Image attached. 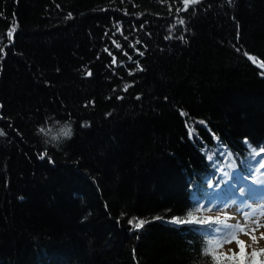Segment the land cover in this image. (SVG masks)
<instances>
[{"label": "trees", "instance_id": "obj_1", "mask_svg": "<svg viewBox=\"0 0 264 264\" xmlns=\"http://www.w3.org/2000/svg\"><path fill=\"white\" fill-rule=\"evenodd\" d=\"M183 8L0 0V264H212L171 221L264 175V0Z\"/></svg>", "mask_w": 264, "mask_h": 264}, {"label": "snow or ice", "instance_id": "obj_2", "mask_svg": "<svg viewBox=\"0 0 264 264\" xmlns=\"http://www.w3.org/2000/svg\"><path fill=\"white\" fill-rule=\"evenodd\" d=\"M200 0H184V8L183 10H187L190 4L195 5L198 4ZM71 14H69V18ZM180 24H184V20H180ZM15 29L13 28L11 32H8V37H11ZM180 40H184V36L178 37ZM249 60H251L254 64L259 63L254 57L249 56ZM115 63V60H113ZM259 67L264 69V63H259ZM91 72H88V75L91 76ZM127 91V88H125ZM0 135H4L3 131H0ZM59 136L60 137H70L71 136V129L67 126L62 127L59 129ZM261 151H264V148H261ZM255 155H259V153H255ZM44 157L41 156V159ZM261 168H264V164L260 165ZM204 209L202 207H198L196 212H202ZM207 211H211V209H207ZM256 215V209H253L250 214L246 217L251 223L249 225L241 226L237 225H230L226 223L229 219L227 215L223 218L220 216L212 217V216H197L196 214L189 212L184 219L180 218H173L171 223L176 225H200L206 226L208 232L212 233V237L207 239L206 248H205V255L211 256L212 264H264V248H260L259 250H253L250 254V257L246 253V245L245 242L238 238V233H243L245 235H250L252 240V244H256L258 239H264V233H261L260 237H256L254 234L256 228L264 227V223H260L257 220H253L252 217ZM261 215H264V206H262ZM159 219V218H157ZM131 224L132 221L129 220ZM146 221L140 220L138 221L134 227L136 229H140L144 226ZM252 225H255L253 227ZM235 242L236 245L239 247V252L231 251V255H228L223 252H218V249L222 248L224 244ZM249 247L251 245H248Z\"/></svg>", "mask_w": 264, "mask_h": 264}, {"label": "rangeland", "instance_id": "obj_3", "mask_svg": "<svg viewBox=\"0 0 264 264\" xmlns=\"http://www.w3.org/2000/svg\"><path fill=\"white\" fill-rule=\"evenodd\" d=\"M241 180H243V179H241ZM246 184L247 183L242 181L240 187H238V186L232 187L231 190L229 191V193L225 197H223L222 195H219V197H218L219 202L216 203V205L211 208V211L194 212V214H196L197 216H201V215L212 216V217L220 216L221 218H223L225 215H227L229 217V219L226 221V223H228L230 225L239 224L241 226H245V225H249L251 223V221L246 219V217L248 216V214H250L252 212L253 209H256V215L254 217H252V219L257 220L260 223H264V215H261L262 206H264V193H262L260 195H254L255 196L254 204L249 206L247 210H245L246 206H244L243 203L238 204L239 210L238 211L236 210L237 212L234 213V211H235L234 210L235 209L234 208L235 207L234 200L237 198L236 194L242 193L246 189V187H245ZM222 201H225L226 204H222ZM252 226L255 227V225H252ZM204 232L209 233V235L211 234V237H212V233L208 232L207 229H205ZM261 233H264V227L256 228V231L252 234H254L256 237L259 238ZM238 238L245 242V245H246L245 251L249 257H250V254L253 250H259L260 248H264V239H258V242L253 245L252 240L250 238V235L238 233ZM248 245H251V246L249 247ZM229 250L238 253L239 247L236 245L235 242L227 243V244H224L222 248L218 249V252H223V253H226L228 255H231V252Z\"/></svg>", "mask_w": 264, "mask_h": 264}, {"label": "bare ground", "instance_id": "obj_4", "mask_svg": "<svg viewBox=\"0 0 264 264\" xmlns=\"http://www.w3.org/2000/svg\"><path fill=\"white\" fill-rule=\"evenodd\" d=\"M246 182L249 183L246 189L242 193L236 194L237 198L234 200V204H235L234 213L239 210L238 204L243 203V205L246 206L245 210H247L249 206L254 204V200H255L254 195H260L264 192V180L260 181V180L246 179Z\"/></svg>", "mask_w": 264, "mask_h": 264}]
</instances>
